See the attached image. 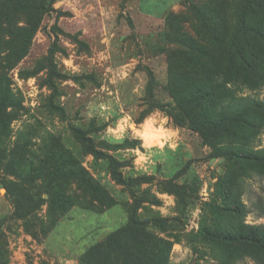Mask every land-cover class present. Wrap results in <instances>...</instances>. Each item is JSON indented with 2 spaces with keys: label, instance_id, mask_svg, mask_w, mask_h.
<instances>
[{
  "label": "trees",
  "instance_id": "1",
  "mask_svg": "<svg viewBox=\"0 0 264 264\" xmlns=\"http://www.w3.org/2000/svg\"><path fill=\"white\" fill-rule=\"evenodd\" d=\"M56 2L0 0V185L13 205L12 218L22 220L27 227L35 210L44 205L43 193L49 194V205L57 213L74 207L75 198L67 188L70 182L85 194L97 211L93 213L103 214L121 206L107 189L88 177L63 147H47L39 158L30 142L11 140L12 123L24 106L21 95L13 89L9 70L27 54V41L44 15L56 14L51 52L58 45V32L72 35L58 26V20L71 13L55 8ZM240 5L232 12L230 23L225 10H221L223 0L190 3L188 13L197 19L196 35L188 31L187 21L181 15L165 17L166 90L172 103L158 104L155 109L166 114L177 127L197 135L201 147L208 149L206 159L224 163L211 200L200 210L197 232L186 234L188 244L197 251L191 240L195 235L208 247L203 257L210 255L220 264H233L235 259L246 257L254 264H264V224L246 223L250 212L242 199L245 180L254 175L264 176V147L255 145L264 131V101L237 98L228 87L264 83V0H242ZM27 15L32 19H27ZM20 16L24 18V28L17 26L19 22L15 24ZM16 41L19 46L13 50ZM148 77L153 80L151 71ZM151 90L149 83L148 91L152 93ZM85 132L75 131L85 151L94 159L107 161L110 174L128 192L130 200L123 204L126 222L87 247L79 255L78 264H171L173 247L183 239L182 218L197 204L202 187L195 173L192 179L187 178L192 159L180 169L174 167L169 178L157 177L160 166L157 174L127 178L117 169L124 167L123 161L96 149ZM108 143V149L117 152L135 149L126 146L127 140ZM37 181H41L40 185ZM153 183L157 184L159 194L174 197L177 216L164 217L151 210L163 205L155 193L143 188ZM254 208L264 219V200H259ZM145 211H151L152 216L143 218ZM49 220L52 223L45 239L62 218H52L49 213ZM179 227L182 230L177 232ZM6 257L0 223V264H7Z\"/></svg>",
  "mask_w": 264,
  "mask_h": 264
},
{
  "label": "rangeland",
  "instance_id": "2",
  "mask_svg": "<svg viewBox=\"0 0 264 264\" xmlns=\"http://www.w3.org/2000/svg\"><path fill=\"white\" fill-rule=\"evenodd\" d=\"M194 1L199 2L57 0L55 8L71 13L61 17L58 26L72 35L58 32L60 38L54 52H51V47L56 14L43 16L39 28L27 41V54L8 72L13 89L21 95L24 106L18 119L12 123L11 140L30 142L39 158L47 147H63L74 161L79 162L88 177L107 189L121 206L103 214L93 213L97 211L88 203L85 194L70 182L67 188L75 198L74 207L57 213L49 205V194L43 193L44 205L35 210L27 227L22 220L12 218L13 205L0 185V223L7 264H75L76 259L78 263L86 245L103 239L124 223L126 208L123 204L130 200V195L110 174L106 160L94 159L85 151V146L75 135L76 129L85 130L96 149L123 161L124 167L117 169L127 178L157 174L158 166L160 173L157 177L169 178L175 172L172 171L174 167L180 169L192 159L187 178L195 173L202 187L197 204L182 218L185 223L182 232L184 243L173 247L171 264H220L209 254V258L203 257L209 251L208 247L195 235L191 238L193 247L197 249L194 251L186 234L197 232L200 210L205 202L211 200L224 163L206 159L208 149L201 147L197 135L177 127L166 114L155 109L158 104L172 103L166 90L167 62L163 49L166 48L164 38L168 28L164 19L169 14L181 15L187 21L188 31L196 35V16L188 13L190 3ZM241 3L242 0H223L221 10H225L229 21ZM27 19H32V16L27 15ZM17 22L18 27H26L23 17H18L15 24ZM18 46L16 41L13 50ZM149 71L154 75L152 81H149ZM149 83L152 93L148 91ZM228 87L237 98L264 101V83L255 86L229 84ZM146 118L153 120V129L163 130L161 139L137 136V131H143ZM107 140L113 143L127 140L126 146L135 149L117 152L108 149ZM255 145L264 147V131ZM37 183L40 185L41 181ZM143 188L158 194L156 183ZM244 188L242 199L250 212L246 223L264 224V219L254 208L259 200H264V176L247 178ZM160 198L162 207L151 210L170 218L177 216L173 199ZM49 213L52 218L62 220L47 241L45 238L52 223ZM142 215L150 218L152 212L145 211ZM181 230L179 227L176 231ZM233 264L254 262L246 257L235 259Z\"/></svg>",
  "mask_w": 264,
  "mask_h": 264
},
{
  "label": "clouds",
  "instance_id": "3",
  "mask_svg": "<svg viewBox=\"0 0 264 264\" xmlns=\"http://www.w3.org/2000/svg\"><path fill=\"white\" fill-rule=\"evenodd\" d=\"M153 120L151 118H146L145 123L142 125L143 131H137V136L141 139L156 140L163 137V130H155L152 127Z\"/></svg>",
  "mask_w": 264,
  "mask_h": 264
},
{
  "label": "crops",
  "instance_id": "4",
  "mask_svg": "<svg viewBox=\"0 0 264 264\" xmlns=\"http://www.w3.org/2000/svg\"><path fill=\"white\" fill-rule=\"evenodd\" d=\"M72 11H73V10H72ZM149 19H151V16H149ZM152 174L154 175L155 173H152ZM148 175H151V174H148ZM157 196H158V198H160V197H168V198H170L171 200L173 199V200H172V203H173V206H174V209H175V199H174L173 196H169V195H167V194H159V193L157 194ZM160 199L162 200V198H160ZM162 202H163V200H162ZM161 207H162V206H161ZM154 208H155V207H154ZM159 208H160V207H159ZM107 211H108V210H107ZM161 215H162V214H161ZM162 216H163V215H162ZM164 217H166V216H164ZM126 220H127V217H126L124 223L126 222ZM122 224H123V223H122ZM57 227H58V226H57ZM57 227H56V228H57ZM56 228H55V229H56ZM54 231H55V230H54ZM54 231H53V232H54ZM53 232H52V233H53ZM52 233H51V234H52ZM48 239H49V238H48ZM48 239H47V241H48ZM95 242H96V241H95ZM93 243H94V242H93ZM183 243H184V240L182 239V242H181V243H179V244H175L174 246H179V245L181 246ZM91 244H92V243H91ZM91 244L86 245L85 248L89 247ZM84 250H85V249H84ZM75 264H78V263H77V259H76V261H75Z\"/></svg>",
  "mask_w": 264,
  "mask_h": 264
}]
</instances>
